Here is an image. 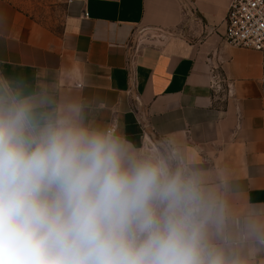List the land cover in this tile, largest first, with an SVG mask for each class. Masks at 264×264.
I'll use <instances>...</instances> for the list:
<instances>
[{"label": "crops", "instance_id": "crops-1", "mask_svg": "<svg viewBox=\"0 0 264 264\" xmlns=\"http://www.w3.org/2000/svg\"><path fill=\"white\" fill-rule=\"evenodd\" d=\"M232 2L76 0L56 33L0 0V78L178 153L226 204L217 242L264 264L262 55L227 42Z\"/></svg>", "mask_w": 264, "mask_h": 264}, {"label": "clouds", "instance_id": "clouds-1", "mask_svg": "<svg viewBox=\"0 0 264 264\" xmlns=\"http://www.w3.org/2000/svg\"><path fill=\"white\" fill-rule=\"evenodd\" d=\"M225 218L178 153L134 150L0 78V264H248L217 242Z\"/></svg>", "mask_w": 264, "mask_h": 264}, {"label": "built area", "instance_id": "built-area-1", "mask_svg": "<svg viewBox=\"0 0 264 264\" xmlns=\"http://www.w3.org/2000/svg\"><path fill=\"white\" fill-rule=\"evenodd\" d=\"M73 1L76 0H69L70 3ZM226 22V40L229 44L251 49L262 55V82L264 83V0H233ZM144 137L145 151L162 153L159 146L148 135Z\"/></svg>", "mask_w": 264, "mask_h": 264}, {"label": "rangeland", "instance_id": "rangeland-1", "mask_svg": "<svg viewBox=\"0 0 264 264\" xmlns=\"http://www.w3.org/2000/svg\"><path fill=\"white\" fill-rule=\"evenodd\" d=\"M7 2L36 22L60 33L68 14L69 0H1Z\"/></svg>", "mask_w": 264, "mask_h": 264}]
</instances>
